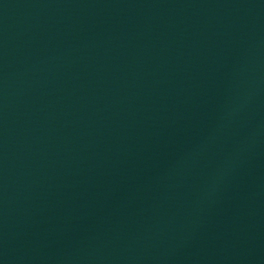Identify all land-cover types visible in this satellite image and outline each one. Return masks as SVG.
Masks as SVG:
<instances>
[{
	"label": "water",
	"instance_id": "1",
	"mask_svg": "<svg viewBox=\"0 0 264 264\" xmlns=\"http://www.w3.org/2000/svg\"><path fill=\"white\" fill-rule=\"evenodd\" d=\"M227 0H0V217Z\"/></svg>",
	"mask_w": 264,
	"mask_h": 264
}]
</instances>
